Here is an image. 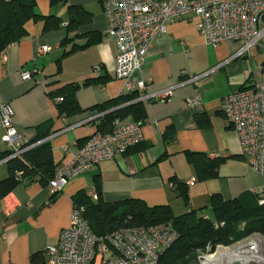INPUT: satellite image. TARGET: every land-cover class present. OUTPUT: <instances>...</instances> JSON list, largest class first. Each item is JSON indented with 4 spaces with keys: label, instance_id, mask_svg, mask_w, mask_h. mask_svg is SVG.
Returning a JSON list of instances; mask_svg holds the SVG:
<instances>
[{
    "label": "crops",
    "instance_id": "obj_1",
    "mask_svg": "<svg viewBox=\"0 0 264 264\" xmlns=\"http://www.w3.org/2000/svg\"><path fill=\"white\" fill-rule=\"evenodd\" d=\"M37 14L47 19L28 21L26 37L8 46L0 59V105L12 113L22 136L15 145L20 149H30L21 147L37 136V126L49 122L45 140L56 171L97 129L98 108L125 92L115 77L117 51L106 35L102 0H68L52 7L47 2ZM197 21L193 16L178 19L151 43L137 77L146 84L145 96L168 88L171 95L164 101H139L146 117L139 124L143 140L138 145L69 180L53 198L47 185L37 181L7 191L2 183L0 264H44L46 248L69 226L73 199L80 192L87 196L96 181L104 203L138 200L148 207L168 206L174 216L206 208L212 195L229 201L264 194V179L242 156L237 135L221 112L225 96L251 87L255 78L264 80V40L237 56L241 43L206 45ZM42 47L49 50L38 54ZM35 68L38 75L22 80V72ZM40 79L43 85L36 83ZM71 84L78 85L75 99L81 112L59 115L50 94ZM196 96L200 106H184ZM168 127L174 130L172 141L163 139ZM6 151L11 150L0 141V153ZM189 157L224 162L216 177L200 180ZM5 160H0V182L9 177ZM190 178H196L193 186L186 185Z\"/></svg>",
    "mask_w": 264,
    "mask_h": 264
},
{
    "label": "built area",
    "instance_id": "obj_2",
    "mask_svg": "<svg viewBox=\"0 0 264 264\" xmlns=\"http://www.w3.org/2000/svg\"><path fill=\"white\" fill-rule=\"evenodd\" d=\"M16 0H0L7 4ZM107 21L106 35L116 46L115 77L123 83L124 94L137 95L135 102L145 99L164 101L171 88L145 96L146 84L138 79L151 43L165 33L167 25L178 19L197 18L196 29L206 45L214 48L226 41L241 43V56L264 40V0H102ZM49 49L42 47L38 54ZM4 52L0 53V59ZM99 68H93L98 75ZM35 68L21 73L24 81L38 75ZM195 78L190 81H194ZM44 84L43 80L36 81ZM62 98L53 102L59 103ZM196 108L199 96L183 102ZM221 112L235 131L241 154L248 165L264 179V80L255 78L253 85L225 96ZM1 143L18 156L27 149L15 146L22 141L12 123V113L0 105ZM143 140L141 127L129 120L115 119L108 133L95 130L84 145L54 172L47 187L51 194L61 192L69 180L117 155L126 153ZM6 161V160H5ZM190 178L187 186H193ZM171 190L175 186L170 183ZM264 196V194H262ZM87 197L97 201L95 190ZM259 204H264V197ZM85 208L73 206L69 226L57 241L46 248L44 264H158L159 257L177 239L171 223L141 228H122L102 235L94 234L84 218ZM223 223L213 222L214 228ZM196 264H264V237L254 233L231 245L207 247L199 253Z\"/></svg>",
    "mask_w": 264,
    "mask_h": 264
},
{
    "label": "trees",
    "instance_id": "obj_3",
    "mask_svg": "<svg viewBox=\"0 0 264 264\" xmlns=\"http://www.w3.org/2000/svg\"><path fill=\"white\" fill-rule=\"evenodd\" d=\"M38 0H16L0 4V53L14 43L26 37L25 24L30 20L43 18L35 12ZM49 5L66 4L68 0H46ZM52 18V17H48ZM47 19V18H43ZM86 83H84L85 85ZM78 85H67L50 94L59 115H72L81 112L75 99ZM247 88H243L244 90ZM136 94H125L119 99L107 102L98 109L102 116L97 123V130L110 132L115 119L129 120L141 124L145 120L142 103L135 102ZM116 109V110H115ZM110 110H115L106 114ZM49 122L37 126V136L21 148L32 146L18 156L11 157L13 152L0 153V160L6 161L9 177L0 182V195L3 193L2 183H7L5 191L19 183L40 182L48 185L55 172L51 148L47 140ZM42 130V131H41ZM174 130L168 127L163 133L165 141H172ZM196 168L200 180L217 176V170L224 158L189 157ZM94 190L97 201H93L85 193H78L73 199L74 206L85 208L84 218L91 231L96 235L112 232L122 228H141L152 225L171 223L177 234L174 244L160 257L158 264H196L199 253L209 247L213 250L218 245H231L251 234L257 233L264 237V204H259L262 194H244L239 198L224 201L218 195L210 196L208 206L211 217L203 213L204 209L190 211L174 216L168 206L148 207L138 200L104 203L100 198V186L96 181ZM57 194V193H56ZM52 194V198L56 195ZM186 194L183 193V196ZM223 223L222 227L214 228L213 222Z\"/></svg>",
    "mask_w": 264,
    "mask_h": 264
},
{
    "label": "rangeland",
    "instance_id": "obj_4",
    "mask_svg": "<svg viewBox=\"0 0 264 264\" xmlns=\"http://www.w3.org/2000/svg\"><path fill=\"white\" fill-rule=\"evenodd\" d=\"M45 3L47 4L46 0H38L35 6V12L41 13L44 9ZM207 215L210 216V213H207Z\"/></svg>",
    "mask_w": 264,
    "mask_h": 264
},
{
    "label": "water",
    "instance_id": "obj_5",
    "mask_svg": "<svg viewBox=\"0 0 264 264\" xmlns=\"http://www.w3.org/2000/svg\"><path fill=\"white\" fill-rule=\"evenodd\" d=\"M116 110V109H115ZM115 110H110L109 112H107L106 114H108V113H111V112H113V111H115Z\"/></svg>",
    "mask_w": 264,
    "mask_h": 264
}]
</instances>
